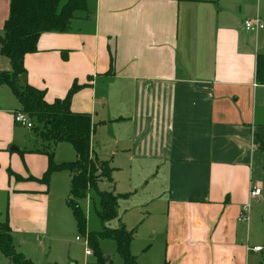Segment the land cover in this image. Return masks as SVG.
<instances>
[{"label":"crops","instance_id":"obj_1","mask_svg":"<svg viewBox=\"0 0 264 264\" xmlns=\"http://www.w3.org/2000/svg\"><path fill=\"white\" fill-rule=\"evenodd\" d=\"M87 3L88 12H78L67 32L41 35L38 51L24 57L18 85L45 90L48 103L64 99L73 84L82 86L70 108L92 117V156L109 162V191L122 195L111 221L134 231L132 252L141 236L135 253L152 264H264V249H254L261 245L254 244L250 216L240 218L253 201L252 186L262 188L256 201L263 195L254 168L264 156V81L258 76L264 28L248 31L244 22L264 23V0ZM10 4L0 0V36ZM5 72L12 64L0 43V74ZM5 85L0 221L9 220L16 248L34 260L64 218L73 227L67 212L53 221L50 200L53 177L67 172L71 189L72 176L55 172L49 186L28 179L47 170V143L15 122L22 107ZM86 207L93 209L91 197ZM0 264H10L1 250Z\"/></svg>","mask_w":264,"mask_h":264},{"label":"trees","instance_id":"obj_2","mask_svg":"<svg viewBox=\"0 0 264 264\" xmlns=\"http://www.w3.org/2000/svg\"><path fill=\"white\" fill-rule=\"evenodd\" d=\"M78 12H88L87 0H11L10 15L5 23V33L0 36L2 53L12 64V72L0 74V84L9 85L20 101L21 111L29 115L34 123L33 131L47 143L43 152L48 156V168L41 178L33 179L49 186L53 173L69 171L71 173L70 195L66 202L72 209L78 228L87 236V243L92 248L94 262L103 264L104 253L100 247L102 239H113L125 264H138V259L131 252L134 231L122 226L112 229L106 222L118 217V202L121 194L114 191H101L99 183L107 180L113 183L112 167L108 161L92 156L91 137L94 131L92 117L87 113H76L70 108L74 94L82 87L75 83L64 99L53 103L45 100V90L26 84L18 85L19 75L26 72L24 57L38 51V41L45 32H67ZM258 76L264 81V62L258 63ZM69 143L76 151L74 161L57 162L55 148L59 143ZM10 176L17 180L24 178L10 171ZM94 192L91 204L94 212L102 221L99 230L87 229V217L79 200ZM4 225V226H2ZM4 227V228H2ZM0 250L9 259L10 264H35L30 258L18 251L14 244L13 231L9 220L0 221ZM168 264V263H166Z\"/></svg>","mask_w":264,"mask_h":264},{"label":"rangeland","instance_id":"obj_3","mask_svg":"<svg viewBox=\"0 0 264 264\" xmlns=\"http://www.w3.org/2000/svg\"><path fill=\"white\" fill-rule=\"evenodd\" d=\"M4 87L6 88L8 94L12 96V98H14L10 87L7 85H5ZM34 123L36 126L37 124L35 121ZM24 130L26 131V133L30 134V136H32L31 134H33V136H36L35 132L32 129L25 128ZM29 142H31L30 146L33 147L35 145V142H33L31 139H29ZM58 159H62L61 161H74L76 159V151L69 143H61L56 150V160ZM254 171L255 180L257 179L263 184V195L261 196L260 201H256L254 199L251 203V236L255 241L254 244H259L264 248V156L262 159L257 161ZM69 185L70 184L68 181L67 172L58 173V175H55L53 177V185H51L52 187L50 200L53 207V221L58 218V215H63L64 212H67L68 216L70 217V221L72 220L71 222L73 227L69 229V227L66 225V218H64L63 220H65V223H63V228H61V230L59 231L54 230L48 238L42 240V243L46 244L47 247L43 250L44 253L42 255L32 256L34 258V260L32 259V261L35 264H91L95 260L93 253L91 255L87 254L88 249L92 251V248L89 247L87 243V236L81 233L76 223H74L73 225V218H75L74 213L72 209L66 205L65 197L67 198V196L69 195ZM110 185L111 184L109 181L103 180L99 183V189L101 191H109ZM90 195L95 197L99 206L98 197L94 192L88 194L86 198L79 200V203L87 217V229L99 230L102 227L101 219L96 215L93 209L89 210L86 207L87 198L90 197ZM3 203V207H5L6 209L7 199H5ZM57 209H60V211L55 213L54 211ZM115 225V221L106 222L107 227L118 229L115 228ZM142 238L143 237L141 236H136L137 243H135L133 251L137 253L141 252V248L143 245ZM100 247L102 252L104 253L105 258V262L103 264H125L124 258L118 252L116 241H114L113 239H102L100 241ZM135 252H132V254L138 257L137 259L139 261V264H152L147 259V257L136 254ZM262 255L264 256V251Z\"/></svg>","mask_w":264,"mask_h":264},{"label":"built area","instance_id":"obj_4","mask_svg":"<svg viewBox=\"0 0 264 264\" xmlns=\"http://www.w3.org/2000/svg\"><path fill=\"white\" fill-rule=\"evenodd\" d=\"M245 29L248 31H259L264 28V23L260 18H254V19H247L244 22ZM15 122L20 124L21 126L28 128V129H33L34 128V123L23 111H18L15 113ZM262 188L260 185H254L250 189V198L252 200L258 198L261 195ZM250 204H247L246 206L243 207L240 213V218L243 220H249L250 216ZM79 239V238H78ZM256 251H262L264 248L262 246H257L254 248ZM87 254L91 255L92 251L90 249L87 250Z\"/></svg>","mask_w":264,"mask_h":264}]
</instances>
